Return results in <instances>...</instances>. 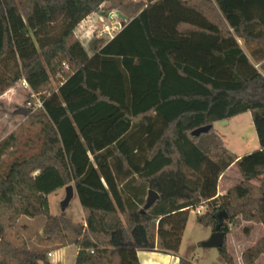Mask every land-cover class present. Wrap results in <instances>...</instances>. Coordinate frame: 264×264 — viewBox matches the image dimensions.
<instances>
[{"label":"trees","instance_id":"obj_1","mask_svg":"<svg viewBox=\"0 0 264 264\" xmlns=\"http://www.w3.org/2000/svg\"><path fill=\"white\" fill-rule=\"evenodd\" d=\"M101 9L128 20L91 53L75 30ZM194 33L218 38L212 74L179 59ZM22 79L44 102L43 144L4 167L17 137H0V264H53L49 253L68 245L74 264H140L138 248L177 254L205 202L197 220L213 232L227 235L238 217L264 226V0H0V96ZM247 111L261 147L238 158L214 123ZM234 163L242 180L217 196ZM72 182L84 222L50 211L48 196ZM149 190L159 198L143 212ZM22 216L46 217L39 247ZM219 253L234 264L226 241ZM261 255L264 235L243 264Z\"/></svg>","mask_w":264,"mask_h":264},{"label":"rangeland","instance_id":"obj_2","mask_svg":"<svg viewBox=\"0 0 264 264\" xmlns=\"http://www.w3.org/2000/svg\"><path fill=\"white\" fill-rule=\"evenodd\" d=\"M113 19L119 21L121 25H123L128 20V16L117 10L105 11L101 9L100 11L87 17L86 20L76 28L75 36L81 39L89 51L93 53L102 43L107 42L108 39L102 32V28L104 24ZM201 36L205 39L202 40ZM217 41L218 38L216 36H204L197 33L192 34L191 38L180 47L179 56L182 55L180 60L185 63L191 62L195 66H205L211 58V55L208 52L217 47ZM242 46L247 49L245 43H243ZM195 50L199 52H196ZM60 81L63 82L64 77H61ZM53 85L57 88L58 81H53ZM30 89L27 88V90H25L22 86H16V90L13 91L11 97L8 98L9 103H7L4 99H0V137L6 138L12 132L17 137L16 145L13 148V150H15L14 153L4 157V167H6L16 156H30L41 150L43 144L41 131L42 125L36 117L40 113L37 112L38 110L27 108V99L28 94H30ZM215 128L217 130L215 132L218 135H224L229 148L228 150L231 153H248L261 147L253 123L252 113L250 111L232 118L229 125H222L221 121H216ZM227 176L232 179L233 186L242 180L237 165H233V167L228 171ZM254 183L258 185L261 184L259 180L254 181ZM71 185L74 186L75 195L65 213L72 220L77 222L81 220L82 211L77 187L74 182H72ZM65 196V187L48 196L51 214L60 215L62 213L61 202L64 200ZM220 201L221 200L218 199V204ZM204 205L205 208L202 209V214L207 211L209 203L205 202ZM198 215L199 214L197 213L196 208L190 210L181 242L180 253L189 259L192 257L196 260L197 257H199L202 259L201 261L203 264H224L223 261H219L222 260L221 257H219V249L215 247L207 248L203 246V242L211 237L213 229L212 226H206L203 223H200L197 220ZM45 220V216L36 218H29L27 216L20 217L17 227L31 247L39 246L34 241V237L36 234H39V232H43ZM244 222L254 221H246L242 219V217H238L234 223H228V221H226L231 233L230 238L235 237L241 239L242 237L243 240H246L247 238L252 240L254 236H257L258 232H263L264 235V226L262 223L254 222L256 224H261L263 227L259 226L256 228L253 225H246ZM250 232H255L256 235L254 234L252 236L250 235ZM261 238L256 240L255 243H257ZM69 250H74V248L70 247ZM68 264L72 263L70 262Z\"/></svg>","mask_w":264,"mask_h":264},{"label":"crops","instance_id":"obj_3","mask_svg":"<svg viewBox=\"0 0 264 264\" xmlns=\"http://www.w3.org/2000/svg\"><path fill=\"white\" fill-rule=\"evenodd\" d=\"M239 42H240L241 45L244 43L242 40H239ZM179 59H178V57L176 58V60H179ZM208 61L209 62H207L206 65L203 66V67L202 66H195L191 62L190 63L186 62V63L198 68L202 73H205V74H212V72L219 65L222 64L221 60H219V59L210 58V60H208ZM16 86H22V88L27 90V88L23 85V79H22V80L18 81L14 87L10 88L6 93H4L2 96H0V99H4L7 103H9L8 98L11 97V94L13 93V91L16 90ZM231 120H232V118L227 120V123H222V125H229ZM214 129H215V131H217L216 128H215V123H214ZM219 136L220 137L222 136L221 138L223 140V143H224L225 147L227 149H229L228 146H227L226 139H225L224 135H219ZM233 154H235L239 158V157L243 156L246 153H239V154L238 153H233ZM233 165H236V164L234 163ZM233 165H231L224 172V174L221 176L220 183H219V186H218L217 196H222V195L226 194L227 191L233 186L232 179L229 176H227L228 171L233 167ZM80 205H81V203H80ZM81 211H82L81 212V214H82L81 220L77 221V222H84L85 221V216H84V211H83L82 205H81ZM244 224L253 225L256 228L259 227V226L262 227L261 224H256L254 222H244ZM39 234H43V232H39ZM254 234H255V232H250V235L253 236ZM230 235H231L230 232L226 235V243H227L228 251L233 255L235 264H243V262H242V253H243V251L247 247L252 246L256 242V240L261 238L262 235H263V232H258L257 236H254L252 238V240H249V238H247L246 240H243L242 237H241V239H238V238H235V237H231L230 238ZM70 247H73L74 250L70 251L69 250ZM77 252H78V248L76 246L68 245L66 247L55 249L52 252H50L49 253V259H50V261L53 264H68L70 262L72 264H74ZM219 257H221V259H222V260H219V261H223L224 264H227L226 261L224 260V258L221 255ZM138 259H139L140 264H180V260L181 259H184V260L190 262L191 264H203L202 261H201L202 259L199 258V257H197L196 260H194L192 257H191V259H189L187 257H184V255H182L180 253V250H179V252L177 254H174V253L164 252L161 249H159L158 247H156L154 249L138 248ZM256 264H264V255H262L257 260Z\"/></svg>","mask_w":264,"mask_h":264},{"label":"water","instance_id":"obj_4","mask_svg":"<svg viewBox=\"0 0 264 264\" xmlns=\"http://www.w3.org/2000/svg\"><path fill=\"white\" fill-rule=\"evenodd\" d=\"M222 123H227V120L221 121ZM212 125H207V126H203L200 128L195 129L194 131H192V135L193 136H199L201 133H205L208 132L211 129ZM66 190V196L64 198V200L61 202V209L62 212H65L67 207L69 206L71 200L73 199L74 195H75V189L73 185H67L65 187ZM159 198V194L154 191V190H149L148 191V196L146 198V203L144 205V208L142 209V211L144 212L145 210H147L148 208H150ZM227 218V213L226 212H221L220 214H218V220L220 222H223L224 219ZM226 241V233L224 231L219 230V228L214 231L211 235V237L203 242V246L207 247V248H212L215 247L217 249H220L223 247L224 243Z\"/></svg>","mask_w":264,"mask_h":264},{"label":"built area","instance_id":"obj_5","mask_svg":"<svg viewBox=\"0 0 264 264\" xmlns=\"http://www.w3.org/2000/svg\"><path fill=\"white\" fill-rule=\"evenodd\" d=\"M123 25L117 20H111L108 23L104 24L102 28V32L106 35L107 41L113 39L122 29ZM23 85L26 88L30 89L29 84L25 79H23ZM28 107L32 108L33 110H39L44 108V102L41 98L40 93H35L30 89V97L27 99ZM205 208L204 204H201L196 208L198 214H202V209Z\"/></svg>","mask_w":264,"mask_h":264}]
</instances>
